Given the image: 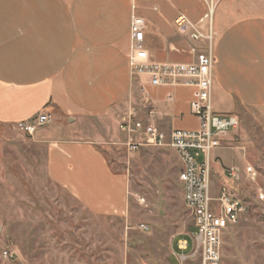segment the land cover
<instances>
[{
  "label": "crops",
  "instance_id": "crops-1",
  "mask_svg": "<svg viewBox=\"0 0 264 264\" xmlns=\"http://www.w3.org/2000/svg\"><path fill=\"white\" fill-rule=\"evenodd\" d=\"M132 15L144 21L143 46L154 63L192 61L190 44L175 33L176 16L202 33L210 27L214 113L249 116L264 133V0H0V134L52 114L54 122L30 142L42 151L46 179L94 218L121 217L128 208V178L106 147L121 138L118 115L129 102L153 108L166 133L197 128L189 112L193 89L154 88L131 77ZM240 137L238 128L231 131L213 152L220 167L214 180L233 167L243 183ZM235 150L245 165L224 166L221 152ZM224 181L241 196L239 184Z\"/></svg>",
  "mask_w": 264,
  "mask_h": 264
},
{
  "label": "rangeland",
  "instance_id": "rangeland-1",
  "mask_svg": "<svg viewBox=\"0 0 264 264\" xmlns=\"http://www.w3.org/2000/svg\"><path fill=\"white\" fill-rule=\"evenodd\" d=\"M240 117L239 143L258 173L257 188L249 189L245 180L238 185L250 202L223 240L220 264H264V201L254 200L257 189L264 193V133L255 119ZM121 143L122 136L106 147V155L128 178V208L121 217L94 218L46 179L42 151L30 138L12 127L0 134V264H179L177 241L187 240L188 254L192 223L183 206L177 155L143 149L128 156ZM221 154L224 166L245 165L240 150ZM219 171L213 164V176ZM216 178L215 187L226 185ZM141 224L146 232L138 230Z\"/></svg>",
  "mask_w": 264,
  "mask_h": 264
},
{
  "label": "built area",
  "instance_id": "built-area-1",
  "mask_svg": "<svg viewBox=\"0 0 264 264\" xmlns=\"http://www.w3.org/2000/svg\"><path fill=\"white\" fill-rule=\"evenodd\" d=\"M173 26L175 33L190 44V63L149 62L143 46L146 26L140 17L131 16L128 54L130 75L135 79L147 78L148 84L154 88L193 89L189 112L197 128L166 133L158 126V113L153 108L129 102L121 113L118 131L122 136L121 146L128 156L143 149H171L176 153L180 164L177 177L182 186L183 206L193 228L188 254H185L189 250L187 240L177 241L176 250L181 253L179 264H220L223 240L247 212L250 201L233 193L226 185L215 187L213 152L220 147L222 138L238 128L239 121L234 115L222 117L213 111L214 31L209 27L206 33H202L183 15L176 16ZM140 91L147 99L143 87ZM167 100H172V95H168ZM53 122L54 116L43 112L28 121L16 123L12 129L17 134L31 138L38 129ZM243 173L248 188H257L258 173L255 168L246 165ZM220 177L223 181L244 184L240 182L238 170L233 167L223 170ZM258 190L254 200L261 203L264 193ZM138 230L146 232L148 228L141 224ZM4 256L13 257L6 253Z\"/></svg>",
  "mask_w": 264,
  "mask_h": 264
},
{
  "label": "trees",
  "instance_id": "trees-1",
  "mask_svg": "<svg viewBox=\"0 0 264 264\" xmlns=\"http://www.w3.org/2000/svg\"><path fill=\"white\" fill-rule=\"evenodd\" d=\"M191 231H193V228H191Z\"/></svg>",
  "mask_w": 264,
  "mask_h": 264
}]
</instances>
